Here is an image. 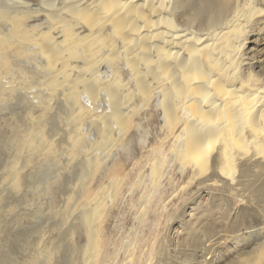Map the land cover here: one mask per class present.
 Wrapping results in <instances>:
<instances>
[{
  "label": "bare ground",
  "instance_id": "6f19581e",
  "mask_svg": "<svg viewBox=\"0 0 264 264\" xmlns=\"http://www.w3.org/2000/svg\"><path fill=\"white\" fill-rule=\"evenodd\" d=\"M262 40L264 0H0L2 230L7 195L34 175L46 194L76 176L60 239L47 250L42 237L29 264L67 249L70 264H213L194 257L195 222L170 225L202 191L255 200ZM251 236L238 264H264V225ZM9 249L0 264H21Z\"/></svg>",
  "mask_w": 264,
  "mask_h": 264
},
{
  "label": "rangeland",
  "instance_id": "374dc122",
  "mask_svg": "<svg viewBox=\"0 0 264 264\" xmlns=\"http://www.w3.org/2000/svg\"><path fill=\"white\" fill-rule=\"evenodd\" d=\"M251 41H254V39ZM260 44L264 45V41L262 40ZM257 61V65L260 66L257 70L264 72V57L259 58ZM155 128L158 129V126ZM5 162L6 152H3L0 147V164L2 165ZM51 165L54 167V164L51 163L42 164V162H35L33 164L37 172H44ZM75 177L72 174V176L67 177L66 184L62 182L56 184L53 192L50 191L49 194H46L42 189L44 186V184L42 185V181L45 180V176L36 174L32 180L30 179L29 184L23 190L7 195L9 201L7 202V207H5L1 222L4 227L3 230L0 225V237L3 239L5 248L0 249V255L2 253L6 254L8 249L12 248L14 250L11 249V251H13L15 259L20 260L21 264H29L33 263L34 248L35 246L37 248V245L41 244L43 241L42 237H45L43 241L45 249L48 250L54 246L55 241L60 239L58 238V230L64 224L66 216L70 215L75 208L74 203H68V199L74 193ZM253 179L252 188L255 193V200L248 201L249 203L242 206L234 207V205L230 208V205L228 207L226 204L221 206L222 200H219L218 197L209 198V192L202 191L197 194L199 195V199L197 195L194 197V204H192V201L186 205L185 212L182 211L184 213L183 217L178 220L176 218L174 220L175 225H170V231L173 234L175 229L181 228L182 219L183 221H189V225L192 221L196 223L195 226L197 227L198 234L190 242V245L195 246L193 254L196 259L199 260L200 251L207 250L209 254H217V257L212 259L213 264H238L239 258L233 253V249L237 243L240 244L243 252H249L253 249L252 229L256 228L260 233L264 225V173ZM0 183H2L1 176ZM39 184L40 186H38ZM207 201L209 202L207 203ZM256 205H258L257 209H255ZM259 207L262 209L259 210ZM195 208L198 210L195 218L198 219L197 217L201 216L198 221H194L190 216V212ZM210 209L213 210L211 214L208 212ZM228 209L231 210L229 211ZM226 212L229 215H226ZM217 237L219 240L216 241ZM30 243L33 250L30 249L31 247L28 248V244ZM63 245L67 246L66 240ZM66 254L68 255L65 258L61 257L62 259L57 264L71 263V251L67 249ZM6 255L8 259L10 255ZM62 256L64 257V252H62ZM35 261H37V264L43 262L40 259H36ZM6 264L14 263H11L10 260Z\"/></svg>",
  "mask_w": 264,
  "mask_h": 264
}]
</instances>
